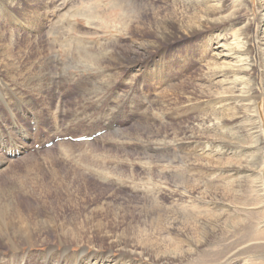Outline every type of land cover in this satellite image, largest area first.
<instances>
[{"label":"bare ground","instance_id":"6f19581e","mask_svg":"<svg viewBox=\"0 0 264 264\" xmlns=\"http://www.w3.org/2000/svg\"><path fill=\"white\" fill-rule=\"evenodd\" d=\"M20 1L0 0V90L10 91L9 94H0V105L2 104L10 113L8 115L11 116L14 130L17 131L16 125L20 123L17 131L19 137L17 136L18 139L14 138L15 141H13L11 127L7 129V126L3 125L5 114H0V252L3 248L12 251L9 256L0 255V264H6L5 262L27 264L31 255L23 254L22 246L35 247L46 243L47 241L41 236L56 234V231L61 232L65 240L61 241L62 237L59 235L63 251L59 252L50 246L47 253L43 251L44 253L38 254L37 257L31 256L32 260L33 258L41 259V264H124L110 261L112 259L108 261L101 253L87 254L85 245L90 241L92 232L84 234L80 230L82 234L78 235L76 228L73 231L63 225L57 226L55 222L50 225L46 222L49 219H41L42 211L38 202L29 200V193L23 190V181L11 174L14 161L12 155L16 152L23 155V152L28 150L27 142L31 139V134L28 133L30 129L27 128L28 132L25 131L21 120L37 116V120L42 123L45 121L41 118L43 115L37 114L36 110L35 112L32 110V113L25 111L23 114H14V105L19 106V101L24 103L22 98L16 97L15 91L19 89L17 84L20 82L21 87H30L35 83L38 93L44 91L50 93V88L57 79L53 61L55 51L50 44L47 50H43L40 47L42 40L32 37L38 49L34 51L36 58L33 62L26 58L25 52L22 54L18 52L20 48L16 51L11 49L17 45L14 41L12 42V37L14 34L18 36L19 33L13 28L19 30V25L23 22L13 18V11L10 8L15 7L23 16L26 23L23 26L34 31L41 30L43 26L37 2L25 0L26 6H21ZM257 1L259 27L253 39L250 34L253 19H250L248 15L250 0H170L169 8L163 11L149 9L143 0H113V5L119 6L124 11L126 8L131 9L138 35H142L141 42L135 40L136 44L129 47V52L124 50L119 53L120 62H125L124 67L129 68L128 76L132 75L133 80H137L145 66L151 63L148 60L150 55L159 47L161 48L162 43L166 44L169 40L174 41L185 37L184 44L176 48V51L180 48L184 50L182 55L178 54L174 57L175 49L171 51L175 53L174 56L172 53L165 56L159 51L157 54L160 55V59L156 63L159 61L160 68L157 72L156 70L152 72L149 70V73L147 71V75L151 80H159L160 84L167 83L169 90H172L175 96L178 93L181 97L183 95L185 97L183 105L186 109L183 114L191 115V123H188L190 121L186 123L180 139L176 140L178 149L183 152L178 153L175 160L178 159L180 162L178 168H184L186 174L183 177L171 169L168 175L180 177L179 185L183 197L213 206L211 213L193 214L185 219V217L171 214L163 208L165 206L145 201L138 212L142 220L129 225L118 234L116 230L112 232L104 231L106 229L103 230V228L98 229L96 234L101 235L103 240L110 242L114 247L127 248L128 254L134 253L156 262H163L164 259L182 262L196 254H201L202 248L210 245L209 243L218 242L219 233L224 232L225 234L221 237L224 238L231 232L230 230L243 227L246 232L254 230V234L250 233L249 236V252H253L254 255L260 254L256 258L253 256L254 259L249 260V264H264V122L257 102L259 98H264V0ZM149 15L151 17L148 18L147 24L144 21L141 22ZM145 27L148 30L147 34ZM148 33L152 36L146 40L143 37ZM253 42L255 48L252 45ZM77 43L76 45H81L83 41L79 39ZM86 50L92 51L89 48ZM130 55L133 58L129 57ZM165 59L167 61H164ZM195 61L200 63V67L195 77L190 79L189 76L190 82L187 89H183L179 84L171 83L174 68L183 73L189 66H193L192 63ZM257 74L262 79V94L257 91ZM4 76L8 77L7 83L2 81ZM14 99L15 104H13ZM31 99L29 98L30 101ZM174 99H168L163 94H159L157 103L167 102L170 105L174 104ZM60 107L58 105L57 110H61ZM87 120L90 124L88 117L76 116L71 119V122L83 126ZM102 121V128L94 127L90 133H83L76 137H89L101 129H110V120L103 118ZM51 123L57 132L63 131L60 130L63 127L60 114L56 113ZM138 128L151 136L160 133L154 132L150 126ZM98 141L106 140L102 136L95 140V142ZM61 147H73V145L62 143ZM173 160L171 164L175 163ZM68 185L75 184L69 182ZM122 200L129 205L130 201L124 197ZM28 203L33 207L30 216L24 213ZM224 205L228 206L226 212ZM154 206H158L159 210ZM233 208L247 209L245 213L243 212L245 219L240 222L229 221ZM215 210L218 212L213 213ZM52 217L54 216H50V220ZM189 227L192 229L188 230ZM158 229L161 234L164 230L167 235L161 238L163 235L159 234ZM185 232H188V235L183 236ZM180 236L185 238L181 239ZM70 243L81 246V251L78 254L71 253L68 246ZM130 243L133 244L131 247L128 246ZM213 254L209 250L206 255L211 258ZM231 258L232 255L229 254L218 263L226 264Z\"/></svg>","mask_w":264,"mask_h":264},{"label":"rangeland","instance_id":"374dc122","mask_svg":"<svg viewBox=\"0 0 264 264\" xmlns=\"http://www.w3.org/2000/svg\"><path fill=\"white\" fill-rule=\"evenodd\" d=\"M34 1L39 6L38 10L41 12L39 16L43 19L44 27L34 31L23 26L26 24L23 16L15 7L10 8L13 11V18L23 22L22 25H19V30L13 28L19 33L18 36L14 34L12 37V42L17 43L16 47H10L14 51L20 48L19 50L22 51L18 50V52L20 54L25 52L26 58L33 62L36 58L34 51L38 50L33 38L37 37L42 40L40 47L43 50H47L50 44L55 51L53 61L57 79L51 86L50 93L45 91L38 93L39 90L35 83L30 87H21L20 82L17 84L19 89L15 91L16 97L22 98L24 103L19 101V106L14 105V114H23L25 111L31 112L32 110L35 112L36 110L37 114L43 115L41 118L45 121L42 123L37 120V116L35 118L33 116L32 119L28 118L29 120H21L23 129L25 128L24 130L27 132L30 129L28 133L31 134V139L27 142L28 150L13 159L11 174L23 181V190L29 193V200L38 202L40 211H42L41 219H49L46 222L50 225L55 222L57 226L63 225L73 231L76 228L78 235L82 234L80 230L84 234L92 232L90 241L85 245L87 254L101 253L108 261L112 259L110 261L124 264H199L200 262H203L202 264H219L218 262L229 254L232 255V258L226 264H249V260L260 255L249 252V236L250 233L254 234V230L246 232L243 227L230 230L231 232L227 233L229 236L224 238L221 237L225 233H219L218 242L209 243L210 245L202 248L201 254H196L182 262L173 259L156 262L134 253L128 254L127 248L114 247L110 242L103 240L101 235L96 234L99 228L112 232L116 230L118 234L129 225L142 220L138 212L140 207L142 209V204L145 201L165 206L163 208H166L171 214L185 217V219L190 218L193 214L211 213L212 205L196 202L186 196L183 197L179 185L180 177L168 175L171 169L177 175L184 177L186 174L184 168H178L180 166L178 159L175 160L178 153L183 152L178 149L176 140L180 139L186 123L188 121L191 123V115L183 114L186 110L183 105L185 97L183 95L181 97L179 93L175 96L172 90H169L167 83L160 84L159 80H151L147 75L149 70L151 72L159 70V61L156 63L160 59V55L157 54L159 51L165 56L170 53L174 56L175 53L171 51L175 49L174 57L178 54L182 55L184 50L180 48L179 51H176V48L184 44L185 37L182 38L183 40H169L166 44L162 43V47L150 55L148 60L151 63L145 66L137 80H133L132 75L128 76L129 68L124 67L125 62H120L119 59V53L124 50L129 52V47L136 44L135 40L141 42L142 35H138L130 8H126L124 11L119 6L113 5V0ZM144 1L149 9L152 8L155 11L167 10L170 3V0ZM20 3L21 6H26L25 0H21ZM248 15L250 19H253L250 34L254 39L259 27L257 0H250ZM150 17L151 15L144 17L141 22L144 21L147 24ZM144 30L147 34V27ZM147 36L143 38L148 40L152 35L148 33ZM79 39L83 43L76 45ZM252 45L255 48L254 42ZM86 48L92 49V51H87ZM114 50H117L118 53ZM129 57L133 58L132 55ZM255 61L257 62V59ZM112 62H115V65ZM192 64L193 66H189L183 73L174 68V77L171 83L179 84L183 89H187L191 77L198 74L200 67V63L197 61ZM189 76L190 79H188ZM257 78V91L262 94V79L259 74H257ZM6 80L8 77L4 76L2 81L7 83ZM9 93L8 89L0 90L1 95ZM159 94H163L168 99L175 98L174 104L157 103ZM29 98H32L31 101ZM257 102L264 122V98H259ZM13 104H15V99ZM58 105L61 106V110H57ZM0 106V114H5L3 125L7 126V129L11 127L12 138L18 139L19 132L17 131L20 123L16 125L17 131L14 130L15 126L11 124V116L8 115L10 113L2 104ZM56 113L60 114L62 119L63 127L60 130L63 131L57 132L52 127L51 122ZM76 116L79 118L88 117L90 124H88V120L83 126L72 123L71 119ZM101 118L110 120V129H101L98 132H102V134L90 142L74 143L67 140L54 143L48 148L43 146L49 141H53L55 137H73L75 139L77 135L90 133L94 127L100 129L103 127ZM33 123L34 128L32 129ZM141 126H150L154 132H160L159 136H151L142 132L138 128ZM117 132L119 133L117 134ZM102 136L106 141L95 142ZM8 137L11 139L10 136ZM47 140L49 141L46 142ZM62 143L73 145V147L63 148L61 147ZM85 143H87L85 146L79 145ZM172 159H174V164L170 163ZM69 182L75 185L69 186ZM123 197L130 201L129 205L123 202ZM33 205L36 207L34 203ZM154 207L158 209V206ZM227 207L224 205L225 212L228 211ZM31 208L33 207L28 203L24 213L30 216ZM231 211L229 221L240 222L246 217L244 213L247 209L233 208ZM217 212V210L213 211V213ZM52 215L54 217L50 220ZM159 228L162 227L159 226ZM190 229L192 227L188 228V230ZM158 231L161 234L160 229ZM187 233H183V236L188 235ZM61 234L56 231V234L42 235L41 238L45 239L46 243L35 247L22 246L21 252L37 257L43 251L47 253L50 246L62 252L63 247L60 245V238H58ZM161 235L163 238L167 234L163 230ZM183 236L179 238L184 239ZM83 238L87 240V238ZM61 241H65L63 237ZM131 245L133 244L130 243L128 246L131 247ZM68 246L71 253L78 254L81 251V246L76 243H70ZM209 250L214 253L211 258L206 255ZM11 253V250L3 248L0 255L9 256ZM31 256L27 264H41V259L33 258L32 260ZM207 260H210L209 263H204ZM5 263L7 264V262Z\"/></svg>","mask_w":264,"mask_h":264}]
</instances>
